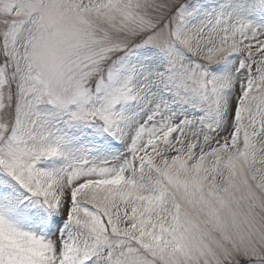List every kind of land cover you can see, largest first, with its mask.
Wrapping results in <instances>:
<instances>
[{
    "label": "snow or ice",
    "instance_id": "6c2138e0",
    "mask_svg": "<svg viewBox=\"0 0 264 264\" xmlns=\"http://www.w3.org/2000/svg\"><path fill=\"white\" fill-rule=\"evenodd\" d=\"M0 264H264V0H0Z\"/></svg>",
    "mask_w": 264,
    "mask_h": 264
}]
</instances>
